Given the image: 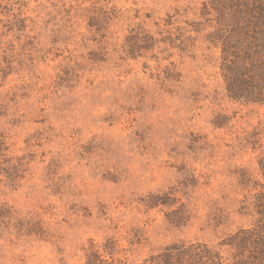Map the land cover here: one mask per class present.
<instances>
[{
	"label": "rangeland",
	"instance_id": "1",
	"mask_svg": "<svg viewBox=\"0 0 264 264\" xmlns=\"http://www.w3.org/2000/svg\"><path fill=\"white\" fill-rule=\"evenodd\" d=\"M216 16L208 0H0V264H139L177 243L241 259L264 103L228 96Z\"/></svg>",
	"mask_w": 264,
	"mask_h": 264
},
{
	"label": "trees",
	"instance_id": "2",
	"mask_svg": "<svg viewBox=\"0 0 264 264\" xmlns=\"http://www.w3.org/2000/svg\"><path fill=\"white\" fill-rule=\"evenodd\" d=\"M219 26L213 41L220 43L221 71L231 99L264 103V0H208ZM264 177V158L260 161ZM14 173H12L13 175ZM11 176V174H10ZM168 196H150L147 205L167 204ZM259 219L254 228L241 229L229 243L241 257L232 264H264V196L255 201ZM176 211L170 220L178 222ZM23 226V224L21 225ZM249 254L245 255V252ZM85 264H103L91 254ZM139 264H223L221 257L204 244H172Z\"/></svg>",
	"mask_w": 264,
	"mask_h": 264
}]
</instances>
